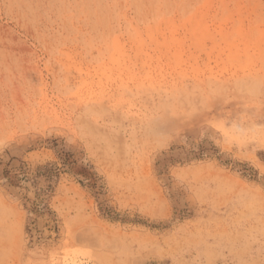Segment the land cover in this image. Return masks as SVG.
Masks as SVG:
<instances>
[{
    "label": "rangeland",
    "instance_id": "1",
    "mask_svg": "<svg viewBox=\"0 0 264 264\" xmlns=\"http://www.w3.org/2000/svg\"><path fill=\"white\" fill-rule=\"evenodd\" d=\"M0 264H264V0H0Z\"/></svg>",
    "mask_w": 264,
    "mask_h": 264
},
{
    "label": "bare ground",
    "instance_id": "2",
    "mask_svg": "<svg viewBox=\"0 0 264 264\" xmlns=\"http://www.w3.org/2000/svg\"><path fill=\"white\" fill-rule=\"evenodd\" d=\"M85 163V162H84ZM81 167H84V168H86L84 165H82ZM87 171V174H89V172H88V170H86ZM14 175V174H13ZM17 178V177H16ZM14 180V179H13ZM20 182V181H19Z\"/></svg>",
    "mask_w": 264,
    "mask_h": 264
}]
</instances>
